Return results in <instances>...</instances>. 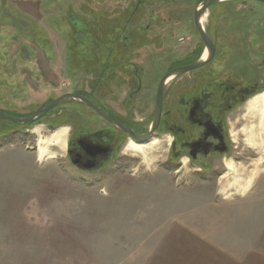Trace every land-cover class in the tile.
Listing matches in <instances>:
<instances>
[{
  "label": "rangeland",
  "instance_id": "1",
  "mask_svg": "<svg viewBox=\"0 0 264 264\" xmlns=\"http://www.w3.org/2000/svg\"><path fill=\"white\" fill-rule=\"evenodd\" d=\"M203 1H150L134 13L137 0H0V108L30 115L54 96L90 90L93 73L107 67L114 68L113 88L123 93L119 77L138 67L155 77L146 91L152 110L159 77L203 56L194 22ZM70 15L81 18V29ZM204 28L216 54L193 74L217 80L224 60L230 74L238 57L246 67L248 44L260 62L261 46L253 41H264V2H217ZM73 68L81 69L80 86L69 78ZM74 102L40 122L2 120L4 131L43 129L0 139V264H264V212L242 210L249 192L242 196L238 183L221 192L229 177L209 181L212 173H202L205 182L186 158L172 162L166 146L149 163L121 154L94 176L76 170L58 145L49 147L55 158L39 162V137L71 126L79 110ZM237 125L231 123L232 131ZM237 145L232 141L234 156ZM257 156L263 159L264 151Z\"/></svg>",
  "mask_w": 264,
  "mask_h": 264
},
{
  "label": "flooded vegetation",
  "instance_id": "2",
  "mask_svg": "<svg viewBox=\"0 0 264 264\" xmlns=\"http://www.w3.org/2000/svg\"><path fill=\"white\" fill-rule=\"evenodd\" d=\"M150 1L158 4V0H137L138 6L134 13L139 10V6H145ZM69 20L77 29H81L80 26L84 24L81 18L75 15H70ZM124 39L129 41L127 37ZM253 42L260 44V53L263 56L258 62L255 59L258 54L253 51L254 46L252 44L245 45V48L250 49H242V52L250 58L249 60L243 58L244 62L246 60L245 65L248 69L238 57L233 73L229 72L230 74H228L226 71L229 61L225 59L224 67L220 70L217 80L210 76L209 72L198 75L192 73L202 69L203 66L190 70L187 72L189 73L187 76H185L186 73L173 76L172 80H176V82H174L175 85L171 90H167L170 91L169 94L165 91L168 81L164 86L161 114L158 125L152 134L171 135L170 154L173 159L172 162L180 164L186 158L189 165L198 172L196 175L202 177L200 179L205 182L208 179L203 178L202 173H212V176L223 177L228 160L232 159L237 163L244 164L246 171H248L251 169L248 165L255 163L254 160L258 159V151H253L247 145L243 136L244 133L241 131L244 125L241 117L245 113L246 103L258 94L257 92L264 90V41L261 39L258 42L255 39ZM179 66L183 65L172 66L159 77L154 95V105L149 111L146 102L149 96L146 91L150 81L155 77L146 76V69L144 68H130L128 70H133V72L123 73L124 76L119 77L121 80L119 84L123 86V93H117L115 90L118 89L113 88L114 74L111 73L114 68L107 67L93 73L90 90L77 87L74 91L54 96L46 100L38 110L30 115L37 113L46 103L64 94L80 93L88 97L99 110L124 125L125 129L108 119L99 110L76 98L63 99L56 105L75 101L74 103L79 106V110L73 116L74 121L72 120L71 126H69L66 157L69 163L80 173L94 176L113 165L114 161L121 157V154H124V147L131 139L132 134L144 135L149 133L156 119V101L160 81L164 75ZM73 69L72 74L66 73L73 75L69 77L70 79L78 80V84L75 82V86H80L84 83L81 80L82 77L77 76L81 69ZM39 77V75L34 76V79L39 80ZM101 88H105V91H101ZM52 109L31 124L45 119ZM0 111L15 117L30 116H17V112L1 108ZM232 115L233 119L231 120ZM2 120L15 124H28L0 118V139L6 134L33 133V131L18 132L19 130L4 131ZM232 122L238 124L235 127L237 134L240 135L236 141L238 145L235 148L238 149L237 154L239 156L233 155ZM214 176L209 181H213Z\"/></svg>",
  "mask_w": 264,
  "mask_h": 264
},
{
  "label": "bare ground",
  "instance_id": "3",
  "mask_svg": "<svg viewBox=\"0 0 264 264\" xmlns=\"http://www.w3.org/2000/svg\"><path fill=\"white\" fill-rule=\"evenodd\" d=\"M226 1V0H222ZM211 7V6H210ZM210 7L201 16L200 22L202 26L207 21L209 16ZM209 55V50L205 48L202 59L205 60ZM173 77L168 79L171 80ZM244 125L241 129L243 131V136L245 137V142L249 147L255 151H264V91L253 96L245 105V113L241 117ZM43 128L39 130L36 128L33 130L34 133H39ZM69 127L57 128L52 134L47 137L40 136L37 142L38 152L37 159L39 162H45L46 160L53 159L57 156V153L50 150L51 145H58L66 154L67 150V139H68ZM234 141H237V132L233 131ZM172 143V136L165 135L158 138L156 134H153L148 140L144 142H136L129 139L124 147V154L142 157L145 163L152 161L154 154L153 152L163 149L165 146L167 151L169 150ZM264 159V158H263ZM185 160V159H184ZM183 160V161H184ZM262 158L260 157L256 164H258ZM188 161V160H187ZM228 171L224 173L222 178L229 177L230 181L228 184L225 182V186L222 188L221 192H226L227 188L236 184L235 186L244 187L242 192L247 190L253 180L254 174L249 177L246 176L245 165L235 162L234 160H228L226 162ZM255 167V168H256ZM245 182L243 183V181ZM239 187L236 189L238 190Z\"/></svg>",
  "mask_w": 264,
  "mask_h": 264
},
{
  "label": "water",
  "instance_id": "4",
  "mask_svg": "<svg viewBox=\"0 0 264 264\" xmlns=\"http://www.w3.org/2000/svg\"><path fill=\"white\" fill-rule=\"evenodd\" d=\"M220 1H222V0H204L197 7L195 14H194V22H195V25L197 27V30H198V32H199V34H200V36L204 42L205 48H207L209 50L208 57L205 60H201L202 59L201 58L199 61H197L195 63L176 67L175 69H173L172 71H170L169 73H167L166 75L163 76V78L160 81L158 92H157L156 111H155L156 119L154 121V124L152 125V128H151V130H149L148 134H144V135L132 134V137H131L132 140H134L136 142H144V141L148 140L153 135L152 133H153V131H155V129L158 125V122H159V117H160L161 108H162V92H163L164 86H165L166 82L168 81V79L170 77L176 76L178 74L187 73L192 69L203 67L206 64H208L214 58V56L216 54V45L214 44L211 37L206 32L204 26H202V24L200 22V18L210 6H212L213 4L220 2ZM259 1L264 2V0H259ZM66 98L79 99V100L85 102L88 106L99 110L97 108V106L85 95L80 94V93H67V94H64V95L46 103L37 113H35L33 115H30L27 117H15V116L8 115V114H5V113L0 111V118L9 119V120H12L16 123H31V122L36 121L39 118H41L50 109H52L54 106H56L63 99H66ZM99 111L104 116H106L108 119L114 121L118 126L124 128V125H122L121 123H119L116 120H113L112 118H110L107 114H105L101 110H99ZM126 129L128 131H131L128 128H126Z\"/></svg>",
  "mask_w": 264,
  "mask_h": 264
},
{
  "label": "crops",
  "instance_id": "5",
  "mask_svg": "<svg viewBox=\"0 0 264 264\" xmlns=\"http://www.w3.org/2000/svg\"><path fill=\"white\" fill-rule=\"evenodd\" d=\"M227 171L228 169L226 168L225 172ZM254 173L256 174L255 180L251 182L249 188L244 191L246 193L249 192L247 195L248 198L245 200L243 199L241 201V204L244 203V205L242 206V210H244V212H248L249 210H254L256 212H264V159H262L261 168L256 167L249 169L248 171H246V176ZM243 188L244 187H241V189ZM241 194L242 196H246L245 194L242 193V190H241Z\"/></svg>",
  "mask_w": 264,
  "mask_h": 264
},
{
  "label": "trees",
  "instance_id": "6",
  "mask_svg": "<svg viewBox=\"0 0 264 264\" xmlns=\"http://www.w3.org/2000/svg\"><path fill=\"white\" fill-rule=\"evenodd\" d=\"M112 23V22H111ZM127 42V41H126Z\"/></svg>",
  "mask_w": 264,
  "mask_h": 264
}]
</instances>
